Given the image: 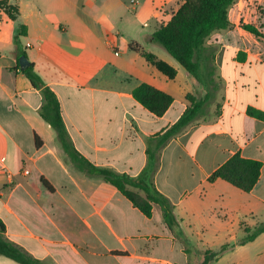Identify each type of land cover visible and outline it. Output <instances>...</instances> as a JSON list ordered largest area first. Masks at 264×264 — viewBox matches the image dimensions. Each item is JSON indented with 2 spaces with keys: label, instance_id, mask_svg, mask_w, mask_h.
<instances>
[{
  "label": "crops",
  "instance_id": "crops-1",
  "mask_svg": "<svg viewBox=\"0 0 264 264\" xmlns=\"http://www.w3.org/2000/svg\"><path fill=\"white\" fill-rule=\"evenodd\" d=\"M6 1L19 8L15 20L0 8V219L8 241L45 264H202L194 256L196 226L185 222H210L205 236L197 232L198 252L236 243L244 226L264 222V120L248 114L249 108L264 113V38L242 28L253 25L264 35V0H237L229 9L232 28L208 38L220 82L216 100L208 116L158 155L155 186L192 237L190 255L159 206L147 218L103 177L73 164L41 117V92L22 72L15 50V35L25 26V58L56 94L76 150L98 168L137 177L148 165V139L171 128L189 105L187 95L201 91L152 39L182 1L140 0L136 7L134 0ZM120 8L140 11L124 30L114 19ZM131 44L174 67L176 77L167 78ZM144 83L173 97L162 117L134 99ZM236 154L263 164L251 192L221 179L209 182ZM222 260L264 264V233L215 261ZM0 264L18 263L0 256Z\"/></svg>",
  "mask_w": 264,
  "mask_h": 264
},
{
  "label": "trees",
  "instance_id": "trees-1",
  "mask_svg": "<svg viewBox=\"0 0 264 264\" xmlns=\"http://www.w3.org/2000/svg\"><path fill=\"white\" fill-rule=\"evenodd\" d=\"M181 1L182 4L178 11L166 24L153 33L152 39L153 43L165 49L191 77L196 79L200 84L201 91L187 95L186 99L189 105L171 128L163 134L148 139L146 149L148 165L137 177L119 174L106 168H98L84 158L76 150L69 137L56 94L42 80L32 63H29L22 72L29 79L33 88L41 92L40 115L55 130L73 164L81 171L103 177L147 218H152L154 205L159 206L170 232L184 244L185 253L190 255L193 251L192 243L181 227V220L175 213L174 205L156 188L154 175L159 167V152L174 136L182 133L194 122L208 116L209 108L216 100L220 82L216 78L215 50L206 46V42L214 32L232 28V23L229 20V9L237 0ZM0 8L12 20H15L19 14V8L9 5L6 0H0ZM242 28L257 37L264 38L259 29L253 25L245 24L242 25ZM26 33V27L22 26L15 35V50L18 58L27 57L20 41V38ZM130 46L134 51L140 52L149 64L167 78L172 80L176 77V69L167 62L159 59L153 53L141 50L136 45L131 44ZM202 92H205L204 95ZM133 97L156 117H162L174 101L171 95L146 83L134 89ZM248 114L264 120V113L254 108H249ZM40 145L41 142L36 137V146L40 147ZM262 166V162L258 160L246 159L240 154H236L210 175L209 182L213 183L221 179L244 192H251L260 179ZM42 183L51 190L47 181L42 179ZM243 230V237L236 243L225 244L217 250L197 251L198 254L202 255V264H209L210 261L218 260L236 246L254 241L264 233V222L253 227L244 226ZM5 232L6 227L0 219V256L11 259L18 264H45L8 241Z\"/></svg>",
  "mask_w": 264,
  "mask_h": 264
},
{
  "label": "rangeland",
  "instance_id": "rangeland-1",
  "mask_svg": "<svg viewBox=\"0 0 264 264\" xmlns=\"http://www.w3.org/2000/svg\"><path fill=\"white\" fill-rule=\"evenodd\" d=\"M128 1V5H130V2L132 1V0H127ZM134 1H136V4H134V7H136L137 6V2L138 1H140V0H134ZM139 13H140V11H135V10H125V8H120V10H118L115 14H114V19H115V21L117 22V27L121 30V29H126L127 27H128V20L129 19H131V20H133L135 17V15H139ZM121 16L123 17V18H121ZM142 35H145V34H142ZM142 35H141V37H142ZM141 39V38H140ZM142 39H144V38H142ZM140 41H142V40H140ZM157 45V44H156ZM158 46V48H160L161 50H163L164 52H166L165 51V49H163L161 46H159V45H157ZM185 223H187V224H190V225H195L196 226V238L194 239V242H195V244H196V247L197 248H199V249H202L203 248V243L202 242H200L198 239H197V232L198 233H202L203 234V236H205L206 235V231H208V230H210V222H185ZM240 235H244V234H240ZM190 241L194 244V242H193V239H192V237L190 236ZM194 244V245H195ZM196 248V251L194 252V253H196L194 256L195 257H202V255L201 254H198L197 253V249ZM193 256V255H192ZM212 264H227V262L226 261H220L219 263H217V261H215V260H213V261H210Z\"/></svg>",
  "mask_w": 264,
  "mask_h": 264
},
{
  "label": "water",
  "instance_id": "water-1",
  "mask_svg": "<svg viewBox=\"0 0 264 264\" xmlns=\"http://www.w3.org/2000/svg\"><path fill=\"white\" fill-rule=\"evenodd\" d=\"M20 64H21L22 69H25L26 67H28L29 62L25 57H22L20 59Z\"/></svg>",
  "mask_w": 264,
  "mask_h": 264
}]
</instances>
